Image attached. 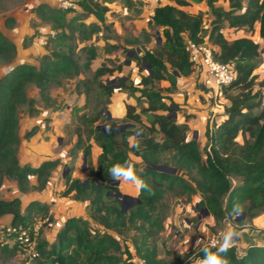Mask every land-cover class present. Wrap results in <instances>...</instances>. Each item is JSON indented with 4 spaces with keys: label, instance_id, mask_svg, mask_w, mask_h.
<instances>
[{
    "label": "trees",
    "instance_id": "16d2710c",
    "mask_svg": "<svg viewBox=\"0 0 264 264\" xmlns=\"http://www.w3.org/2000/svg\"><path fill=\"white\" fill-rule=\"evenodd\" d=\"M200 1L174 0V3L184 6ZM214 1L205 0L215 16L206 37L217 48L214 58L232 64L235 77L224 88V111L218 119L206 124L203 152L199 143L188 137V125L178 122L171 114L176 108L170 96L177 90V77L188 76L193 71L184 42L186 38L203 41L201 12L192 14L169 3L158 4L153 8L149 24L159 27L164 39L151 49L141 47L132 57L138 81L129 75L116 76L113 82L96 80L106 99L115 90H124L128 96L137 94V104L125 103V114L120 121L129 125L122 129H117L116 119L107 120L106 101H99L101 112L84 119L101 148L97 165H90L86 179L72 173L78 151L89 162V135L86 139L80 134L76 136L66 164L60 158H53L32 166L20 163L17 158L20 141L17 113L26 102L28 85L33 84L43 92L58 73H77L65 49L64 31L51 38L56 46L50 54L52 59L46 55L37 67L19 62L0 76V187L11 179L21 193L33 188L44 191L51 172L63 166L64 187L59 196L86 202L88 217L99 226L93 228L87 219L69 216L57 227L53 239L48 240L43 228L51 218L36 229L37 219L33 217L34 212L46 211V204L29 200L21 213L20 198L0 199V217L11 214L10 222L0 226V252L13 256L28 249L33 264H133L128 245H122L108 230L117 234L132 231L130 241L135 255L146 264H165L157 257L155 246L148 245V239L162 229L159 213L165 194L189 199L197 193V208L207 209L215 222L223 218L233 221L240 212L245 220H251L264 212V79L256 81L254 74L260 62L259 45L248 36L227 39L220 31L223 24L249 29L258 24L259 35L264 40V0H227V8L223 10H218ZM77 5L98 21H104L107 7L100 1L79 0ZM68 10L71 8L57 7L47 11V15L58 25L69 27L64 17ZM13 51L14 45L0 33V54L8 60ZM115 56L112 62L117 64L110 67L107 61H101L95 76L109 77L114 71L120 72L122 64ZM144 69L147 74H142ZM164 81L167 84L162 85ZM84 86L86 104L92 88L88 83ZM31 100L27 102L32 103ZM142 100L145 106L139 105ZM83 108L74 106L73 110L79 112ZM99 119L112 123V127L96 128L93 124ZM49 121L45 117L46 128ZM130 154L139 157V162L132 161ZM155 165L169 166L172 171L155 169ZM114 166H134L136 177L145 184L138 190V201L124 211L120 199L114 195L118 190L111 173ZM217 247H201L195 254L196 262L191 264H204L205 250L216 252ZM223 255L228 264H264V244L249 241L238 248L231 243Z\"/></svg>",
    "mask_w": 264,
    "mask_h": 264
},
{
    "label": "rangeland",
    "instance_id": "374dc122",
    "mask_svg": "<svg viewBox=\"0 0 264 264\" xmlns=\"http://www.w3.org/2000/svg\"><path fill=\"white\" fill-rule=\"evenodd\" d=\"M71 1L75 8L64 12L65 21L69 22L70 26L62 27L47 15V11L50 12L58 7V0H0V33L14 45V51L8 60L0 54V76L19 62L37 67L46 55L52 59L53 56L50 54L53 53L56 46L51 38L55 34L62 33V31L66 34L65 49L75 63L77 70V73L72 72L70 75L58 73L56 80L49 82L43 92L33 84L28 85L26 102L20 106L17 113V133L20 139L17 158L20 163L31 164L28 159L30 141L43 142V145L38 148L39 154L56 156L60 159L67 156L78 134L84 139L89 135L95 141L93 135L89 133L90 126L84 122V119L95 115L98 111L101 112L100 105H98L99 101H106L107 109L110 101L100 93V89L96 86V80L110 79V82H113L116 76L125 74L137 82L138 74L132 57L141 47L151 49L155 43L164 39L162 30L149 24V17L153 13V8L158 4L168 3L179 8L174 0H98L107 7L104 13V21L100 22L93 14L80 9L77 5L79 0ZM214 6L218 10L226 9L227 0H215ZM41 7L44 9H42L43 12L40 10ZM183 8L188 13H202V35L203 39H207L206 36L213 26L215 16L205 0L189 3ZM220 31L227 39L248 36L258 43L260 62L255 68L254 74L256 81L264 79V40L259 35L258 24H255L253 29L247 27L234 28L223 24ZM114 56L121 62L124 72L118 74L117 71H114L109 77L106 75L95 76L96 68L101 61H107V65L110 67L117 64L112 62ZM88 61L89 64L85 65ZM142 74H147V70L144 69ZM84 83H88L92 88L86 104ZM115 93V95H119V92ZM132 98L134 99V96ZM28 100H31L32 103H28ZM66 105L72 108L64 109ZM73 106H83L84 108L76 112L73 111ZM58 109L62 110L60 116L54 115V111ZM45 117L50 118L47 128L44 124ZM109 118L112 117L109 116ZM114 119L118 121V125L124 124L121 123V118ZM57 121L59 123L64 121L65 123L61 127V132L56 131L51 136L46 135L47 131ZM103 124L104 120L99 119L93 126L101 127ZM203 145L204 143L199 141V149L202 152ZM97 160L92 166L97 165ZM89 167L90 164L88 163L87 171L83 177L89 176ZM58 171V177H60L62 168ZM30 177H32L30 180L33 181V176ZM49 183H52L54 187L56 180L48 178L47 185ZM116 186L123 193L119 188L120 184L117 183ZM54 189L55 187L52 189V197L57 198L59 192ZM43 193L45 192L37 191L34 188L26 193H21L16 188L14 180L11 179L5 180L0 187V199L20 198L21 213L24 211V203L29 198L33 200L31 196H41ZM135 196L137 197V195ZM67 198L69 201L37 200L41 204H46L47 209L43 212L33 213L34 219H37L35 227L37 229L43 221L51 218L49 224L43 228L48 240L54 235L56 228L69 216H81L87 219L93 228H99L88 217L83 206L86 202ZM198 200L199 195L197 193L189 199H186L185 196L175 197L165 194L161 200L162 208L159 215L162 219V229L148 239V245L155 246L157 257L165 264L196 262V252L207 245L211 236L217 235L222 243L225 232L231 228L241 233L231 242L235 243L238 248L243 246L244 235H264V212L251 220H245V216L240 214L233 221L223 218L219 222H215L203 209L197 208ZM134 203L135 201L128 200L124 204V209H128ZM10 216V213L1 216L0 226L7 225L10 222ZM241 221L242 223L239 224L238 222ZM108 232L117 238L122 245H128L132 257L136 256L130 241L132 231L124 234H117L109 230ZM0 264H33L32 252L27 249L25 252H18L13 256L0 252Z\"/></svg>",
    "mask_w": 264,
    "mask_h": 264
},
{
    "label": "crops",
    "instance_id": "0c3cea01",
    "mask_svg": "<svg viewBox=\"0 0 264 264\" xmlns=\"http://www.w3.org/2000/svg\"><path fill=\"white\" fill-rule=\"evenodd\" d=\"M189 3H194V2H189ZM171 4V3H169ZM186 6V5H184ZM184 6H179L180 9L184 10L187 12L186 9H184ZM136 66V65H135ZM124 71L121 69L120 72L117 71V73H123ZM137 73V69H136ZM119 76H125L119 75ZM197 74L192 71L188 76H178L177 77V83L178 87L177 90L173 93L170 94L172 101L174 103V106L176 108L175 113H176V119L178 122H185L188 125V132L187 135L189 138H194L198 143L199 141L204 143V131H205V126L207 122L211 121L212 119H218L219 114L222 112H218L215 114V116H212V109H211V103L210 99L208 97V94L205 91V88L198 82L197 80ZM163 84H167V82H162ZM115 92H119V95H115ZM136 95H134V99L132 98L133 96H128L125 91H120V90H115L112 95L109 97V103H108V109L107 113L109 114L110 117L114 118H123L125 114V103H131V104H137L136 102ZM85 99V98H84ZM139 105H146V102L143 100L139 102ZM68 105L65 106L64 109H67ZM74 107V106H73ZM81 107V106H79ZM72 108V107H68ZM62 110L58 109L54 111V115L60 116ZM74 111V110H73ZM61 112V113H60ZM106 113V116H107ZM105 122V121H104ZM64 121H57L55 122V125L47 131L48 133L46 135L51 136L53 132L59 131L61 132V127L64 125ZM95 125V123H94ZM102 127V126H101ZM97 128V127H96ZM132 137L129 139L130 142H132ZM91 144V149H90V158L89 162H87L86 157L81 154V151H78V157L74 163V170L72 175L75 177H78L80 179H86V177H83L85 171H87L86 167L88 163L90 165H95L94 163L97 160L98 155L101 153V148L100 146L92 139L90 138L88 141ZM43 145V142H39L38 140H35L34 142L30 141L29 143V157L28 159L31 162L32 166H37L40 164L43 160L46 159H53L55 157L51 156H46L43 154H39V147ZM131 160L134 162H139L140 158L134 155H129ZM83 158H85V162H83ZM68 160V157L66 156L65 158H61V162L63 164H66ZM63 169V166H58L56 167L50 174L49 179L56 180V185L55 191L60 192L63 187H64V180H63V172L61 173L60 177H58V170ZM52 176V177H51ZM118 183L120 184V189L122 190L123 193L135 196L138 194V190L135 183L131 181H125L123 178L121 179H116ZM34 183V182H33ZM52 183L49 185H46V188L44 190L45 193H43L41 196L40 195H33V200H40V201H69L67 197H60L58 195L57 198L52 197V189L54 188ZM31 200L30 198L27 200ZM84 203V208H85ZM81 214V213H80ZM57 229V228H56ZM56 231V230H55ZM55 234V232H54ZM54 235L49 239H53ZM249 241L255 242L257 244H264V235H258V236H249V235H244L242 239V244L244 247Z\"/></svg>",
    "mask_w": 264,
    "mask_h": 264
},
{
    "label": "built area",
    "instance_id": "2783aa9c",
    "mask_svg": "<svg viewBox=\"0 0 264 264\" xmlns=\"http://www.w3.org/2000/svg\"><path fill=\"white\" fill-rule=\"evenodd\" d=\"M58 7L61 9L72 8L71 0H58ZM185 49L188 52L189 61L193 71L197 74L198 82L205 88L210 99L212 116L224 111L225 95L224 88L228 86L235 77V71L230 63H223L214 58V52L217 50L207 39L201 42H194L188 38L185 39ZM221 244L217 235L209 238L207 245L216 247ZM133 264H146L143 258L133 256Z\"/></svg>",
    "mask_w": 264,
    "mask_h": 264
},
{
    "label": "clouds",
    "instance_id": "9594fccd",
    "mask_svg": "<svg viewBox=\"0 0 264 264\" xmlns=\"http://www.w3.org/2000/svg\"><path fill=\"white\" fill-rule=\"evenodd\" d=\"M113 179L123 178L125 181L134 182L137 189L145 187L143 181L136 177L134 172V166H114L111 169ZM241 233L237 232L235 229L231 228L225 232L223 237V242L217 247L216 252H211V250L206 249V259L204 264H228V259L226 255H223L227 252L231 242L235 237L240 236Z\"/></svg>",
    "mask_w": 264,
    "mask_h": 264
},
{
    "label": "water",
    "instance_id": "95a60500",
    "mask_svg": "<svg viewBox=\"0 0 264 264\" xmlns=\"http://www.w3.org/2000/svg\"><path fill=\"white\" fill-rule=\"evenodd\" d=\"M150 71V70H149ZM171 114L173 115H176L175 111L171 112ZM109 114L107 113V120H109ZM112 123H105L102 125L103 128H105L106 126L108 127H112ZM129 125L128 123L126 124H122V125H117V129H122L124 128L125 126ZM98 128V127H97ZM83 162H85V158H83ZM155 169H158V170H163V171H172V168L169 167V166H166V165H155L154 166ZM63 175V174H62ZM118 181L115 180L113 181V184L114 185H117ZM115 196H117L119 199H120V202H121V208H122V211H124V204L128 201V200H131V201H135L137 202L138 201V198L136 196H131V195H128V194H125V193H121L119 190H117L115 193H114ZM204 212L206 214H208V211L207 209H203ZM243 215L242 212L239 213V215Z\"/></svg>",
    "mask_w": 264,
    "mask_h": 264
}]
</instances>
